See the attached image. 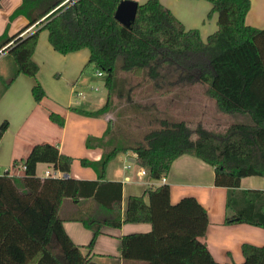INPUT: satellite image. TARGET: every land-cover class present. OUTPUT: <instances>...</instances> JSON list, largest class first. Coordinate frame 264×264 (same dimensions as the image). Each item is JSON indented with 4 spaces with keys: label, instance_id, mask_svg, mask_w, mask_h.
Here are the masks:
<instances>
[{
    "label": "trees",
    "instance_id": "16d2710c",
    "mask_svg": "<svg viewBox=\"0 0 264 264\" xmlns=\"http://www.w3.org/2000/svg\"><path fill=\"white\" fill-rule=\"evenodd\" d=\"M120 1L21 0L9 18L24 15L26 24L12 35H0V48L12 41L7 46L12 67L1 80L0 94L17 74L35 76L38 65L31 55L40 30L46 29L54 50L65 54L87 48V64L104 76V104L93 110L76 108L81 114L108 112L119 77L129 76L128 99L149 96L147 100L154 102L178 84L197 85L218 112L245 118L208 127L163 114L140 139L122 144L116 143L113 122L108 120L100 137L88 135L85 140L86 146L96 140L100 158L95 162L80 158L96 171V179L39 177L38 162L68 173L73 158L53 144H34L22 160V175L0 174V264H94L90 255L96 236L103 226L119 227L122 222L150 224L145 232L121 236L120 251L126 260L264 264V243H242L241 262L216 261L199 239L208 222L206 209L191 195L172 203L166 183L129 195L122 216V183L103 175L107 163L126 150L135 153L150 180L165 176L177 156L190 154L211 165L214 184L226 187L225 222L264 228V189L239 187L244 176L264 177V27L246 23L250 0H207L208 15L217 14V28L205 40L198 29H186L159 0L137 3L134 20L125 26L114 17ZM32 24L39 26L21 34ZM170 73H175L174 79L168 78ZM31 90L35 101L44 96L38 82ZM49 118L64 123L54 112ZM7 125L6 120L0 123V137ZM67 219L92 231L86 252L65 232L62 222Z\"/></svg>",
    "mask_w": 264,
    "mask_h": 264
},
{
    "label": "crops",
    "instance_id": "0c3cea01",
    "mask_svg": "<svg viewBox=\"0 0 264 264\" xmlns=\"http://www.w3.org/2000/svg\"><path fill=\"white\" fill-rule=\"evenodd\" d=\"M134 1L142 3L145 0ZM159 1L186 29H198L203 40L217 28V14L213 12L208 15L211 3L207 0ZM20 2L21 0H0V35L3 32L8 36L12 35L26 24L27 19L24 15L18 14L9 18ZM245 21L252 26L264 27V0H250ZM38 26L32 24L21 34L31 32ZM6 56L7 47L0 52V59ZM31 58L38 65L35 76L17 74L0 94V123L3 120L8 123L0 137V174L8 171L9 174L22 175L24 173L22 160L32 146L37 143H50L60 152L72 156L70 170L63 174L49 163L38 162L35 167L36 175L43 177L44 171L48 170L57 171L58 176L96 179V171L91 166L82 164L80 158L94 162L100 158L102 149L97 146L96 140H91L90 146H86L85 140L88 135L100 137L106 129L108 120H111L110 115L108 112L100 116L84 115L76 111V108L93 110L101 106L97 103L99 97L91 96L84 89L96 90L97 87H92L90 81L96 76L104 77L103 74L97 75L96 71L87 70L90 65L87 64L89 58L87 48L65 54L54 50L48 41L46 29L40 30ZM37 82L44 90V96L39 101L34 100L31 90ZM50 112L62 116L64 123L59 125L52 121L49 118ZM119 154L122 156L121 170L118 165L109 167L108 162L103 175L107 180H120L122 183L123 216L127 197L131 194L144 193L150 183L157 185L155 182L159 179L150 180L147 175L139 172L140 166L132 150ZM41 168L42 173L39 171ZM126 176L128 180H124ZM213 177L211 165L193 155L181 154L172 161L163 183L169 187V199L172 203L183 196L191 195L206 209L208 222L204 234L199 239L205 243L212 257L218 262H241L243 260L241 244L244 242L263 244L264 228L245 222L226 223L227 189L215 185ZM239 187L264 189V177L244 176L240 179ZM144 198L147 199V196L144 195ZM62 225L72 241L86 252L85 246L91 239L92 231L80 221L67 219ZM149 229L148 222H122L119 227L103 226L91 249L92 262L142 264L140 261L126 260L122 257L120 238L124 234L145 232Z\"/></svg>",
    "mask_w": 264,
    "mask_h": 264
},
{
    "label": "rangeland",
    "instance_id": "374dc122",
    "mask_svg": "<svg viewBox=\"0 0 264 264\" xmlns=\"http://www.w3.org/2000/svg\"><path fill=\"white\" fill-rule=\"evenodd\" d=\"M10 56L0 59V89L2 87V78L6 77L7 72L12 67ZM87 70L95 72L93 65H89ZM175 73H170L168 78L174 79ZM104 77H94L90 81L92 87L96 90L84 89L91 96L99 97L98 105H103L106 100L107 89L103 83ZM125 79V80H124ZM119 77L117 81V92L113 96L112 106L108 113L113 122L112 134L118 141L116 143H128L134 139H140L147 127L155 126L158 117L165 115L169 118H183L192 126L202 123L205 126H213L221 124L224 120H241L245 117L236 115H223L217 111V108L206 96L201 94V87L197 85L178 84L176 88H170L164 95L158 96L157 100L150 102L147 97H134L128 99L127 84H129V76L125 78ZM122 80H124L122 82ZM166 84H163L165 86ZM120 93V95H119ZM116 156L109 161L110 166L118 165L121 170V158ZM43 171V168H41Z\"/></svg>",
    "mask_w": 264,
    "mask_h": 264
},
{
    "label": "water",
    "instance_id": "95a60500",
    "mask_svg": "<svg viewBox=\"0 0 264 264\" xmlns=\"http://www.w3.org/2000/svg\"><path fill=\"white\" fill-rule=\"evenodd\" d=\"M136 7L137 2L134 0H121L114 11L115 19L121 24L128 26L134 20Z\"/></svg>",
    "mask_w": 264,
    "mask_h": 264
},
{
    "label": "built area",
    "instance_id": "2783aa9c",
    "mask_svg": "<svg viewBox=\"0 0 264 264\" xmlns=\"http://www.w3.org/2000/svg\"><path fill=\"white\" fill-rule=\"evenodd\" d=\"M12 42V41H11ZM11 42H9L7 45H9V44H11ZM7 45H5L3 48H1L0 49V52H2V50H4L6 47H7ZM96 74L97 75H102V72H100V71H97L96 70ZM126 166V165H125ZM139 172L142 174V175H147V171H146V169L145 168H143V167H140V169H139ZM64 174V173H63ZM59 174H58V172L57 171H48V170H45L44 171V176H58ZM124 180H128V177L126 176V177H124ZM165 181V176H162L160 179H159V181L158 182H155L156 184H158V183H163ZM149 183V182H148ZM151 184V183H150ZM149 184V185H150ZM152 185H154V184H152Z\"/></svg>",
    "mask_w": 264,
    "mask_h": 264
}]
</instances>
